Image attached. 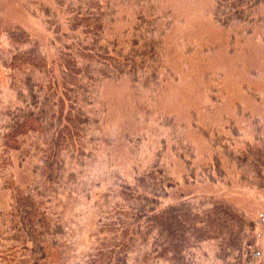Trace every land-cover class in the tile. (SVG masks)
<instances>
[{
  "label": "trees",
  "instance_id": "16d2710c",
  "mask_svg": "<svg viewBox=\"0 0 264 264\" xmlns=\"http://www.w3.org/2000/svg\"><path fill=\"white\" fill-rule=\"evenodd\" d=\"M158 2L46 0L41 11L56 34L52 58L20 27L7 32L0 188L10 198L0 209V264H251L253 227L245 212L211 196L165 203L178 182L161 153L130 183L102 147L104 85L158 80ZM215 2L222 27L264 23V0ZM223 148L243 183L264 188V145ZM185 149L172 153L190 169ZM12 153L31 169L24 186L13 177ZM199 169L205 180L226 176L218 157ZM91 207L94 226L79 225L73 214Z\"/></svg>",
  "mask_w": 264,
  "mask_h": 264
},
{
  "label": "rangeland",
  "instance_id": "374dc122",
  "mask_svg": "<svg viewBox=\"0 0 264 264\" xmlns=\"http://www.w3.org/2000/svg\"><path fill=\"white\" fill-rule=\"evenodd\" d=\"M45 1L0 0L1 104L8 100L1 91L6 76L1 57L10 47V29L20 27L50 58L55 56L56 34L47 27L41 11ZM215 4V0L157 3L162 15V45L154 66H158V80L140 86L123 78L104 85L101 99L107 104V123L102 147L130 183L161 153L167 173L178 182L165 203L211 196L245 212L253 227L250 263L264 264V188L243 183L241 172L223 150V145L236 152L264 145V23L222 27L215 19ZM215 139L221 141L220 148H214ZM183 146L186 157L194 160L190 169L172 153ZM11 156L13 177L24 186L31 169L18 163L16 153ZM214 157L221 159L226 172L217 182L203 179L199 169ZM9 198L0 188V209L7 207ZM95 211L93 207L78 209L73 218L91 228Z\"/></svg>",
  "mask_w": 264,
  "mask_h": 264
}]
</instances>
